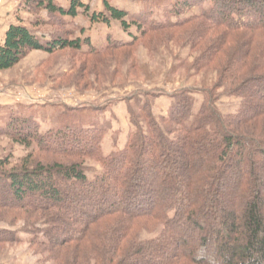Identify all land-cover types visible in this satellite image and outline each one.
<instances>
[{"label":"trees","instance_id":"16d2710c","mask_svg":"<svg viewBox=\"0 0 264 264\" xmlns=\"http://www.w3.org/2000/svg\"><path fill=\"white\" fill-rule=\"evenodd\" d=\"M24 6L47 18L35 12L34 20L8 25L0 71L32 51L46 54L41 66L68 50L84 58L70 81L82 82L80 91L126 88L154 81L141 49L155 57L177 48L184 53L173 55L168 80L203 79L175 87L160 115L155 93L131 90L122 98L131 128L109 154L102 149L108 128L90 113L67 109L45 132L31 112L0 113V140L26 150L0 157V222L7 223L0 244L29 234L44 264H264V0H173L163 20L104 0L109 17L137 33L128 41L107 35L100 50L62 19L78 7L91 20L108 21L104 13H89L80 0ZM44 26L53 27L50 37ZM65 63L55 78L71 72L74 63ZM194 92L202 95L197 105ZM223 96L239 100L235 110L221 112ZM91 162L99 170L88 178ZM9 211L14 220H2Z\"/></svg>","mask_w":264,"mask_h":264},{"label":"rangeland","instance_id":"374dc122","mask_svg":"<svg viewBox=\"0 0 264 264\" xmlns=\"http://www.w3.org/2000/svg\"><path fill=\"white\" fill-rule=\"evenodd\" d=\"M69 0H54L61 6H67ZM89 6L90 12H102L107 17L109 13L105 9L104 0H80ZM114 7L127 10L131 13H139L147 11L152 18L156 20L164 19V11L172 6L173 0H106ZM17 7V17L21 14L27 18L26 22L34 20L36 14L47 18L45 11L40 13L34 9L28 10L24 6V0H13ZM212 4L211 1H206L204 6L208 7ZM81 11L83 9L81 8ZM82 14H86L83 12ZM84 15H77L75 18L63 17L65 28L72 30L75 36L81 38L88 37L91 44L99 49L105 44V36L108 32L114 35L118 32L119 25L111 22V25L105 26V23L97 24L94 28H86L84 23ZM49 26H44L40 32L45 33L46 37H50L53 31ZM120 29V28H119ZM128 31L137 33L134 26H130ZM110 35V34H108ZM177 48H172L171 51L164 50L160 55L149 57L145 50H140V58L155 72L153 83L139 82L135 85L127 86L126 88H111L110 85L104 88H85L82 90V82L77 86L71 84L70 81L81 71L80 66L84 58L72 56L71 52L66 50L58 54H54L50 60H47L43 65H39L46 59V54L41 51H32L22 59V61L14 68L6 71H0V113L6 114L8 111H14L17 114L31 112L36 121L40 125L42 132L47 131L50 127L59 123V115H62L67 109L76 108V112L90 113L89 120L96 122L99 125H105L108 132L104 136L102 142L103 153L109 154L121 148L126 139L127 133L131 126L128 121L125 101L123 97L130 94L133 89H146L155 93L153 111L156 115L164 114L171 102L169 94L172 90L180 85H186L189 88L196 87L201 83V74L198 76H190L183 78H173V82L168 80L167 72L171 65L177 62L173 57ZM178 54H183L184 50H178ZM66 60L74 63L72 69L67 76L61 78L54 77L62 69H66ZM191 60V59H189ZM39 65V66H38ZM59 75V74H58ZM174 77V76H173ZM107 85V84H105ZM195 89V88H194ZM196 105L202 99L200 93L194 92ZM238 99L235 97H221L217 102L221 112L228 113L235 110L238 105ZM79 109V110H78ZM89 109V110H87ZM93 113V116H92ZM90 122V123H91ZM26 150L23 146L14 144L11 145L7 138L0 140V157L12 154V159H17L25 155ZM87 170L88 178L99 170V166L95 163H89ZM5 211V210H4ZM6 212V211H5ZM1 214V211H0ZM12 212L9 211L5 218L8 221L14 220ZM3 217V216H2ZM20 222V221H18ZM16 221V223H18ZM5 221L0 222V227H7ZM19 224V223H18ZM160 229V228H159ZM151 235L143 234L145 237ZM22 240L20 243H1L0 244V263L2 264H44L42 257L34 249L31 248L27 240L31 237L29 234L22 232L18 233ZM41 236V235H40ZM50 264V263H47Z\"/></svg>","mask_w":264,"mask_h":264},{"label":"crops","instance_id":"0c3cea01","mask_svg":"<svg viewBox=\"0 0 264 264\" xmlns=\"http://www.w3.org/2000/svg\"><path fill=\"white\" fill-rule=\"evenodd\" d=\"M70 1L69 0L67 2V6H63V7H68L70 5ZM85 4V2H84ZM78 13L77 15H84V23L83 25L88 28V27H92L94 28L95 25L97 24H101L102 22L105 23V26L107 27L108 25H111L110 21L114 23L117 22V24L119 25V27L117 28L118 29V32H116L114 35H112L110 32H108L105 36V44L103 45V47H101L100 49H103L107 43L106 41V37L108 34H110L113 38H116V39H121V40H125V41H128L130 40L131 38V35L134 34L132 33L131 31H128L127 30H124L121 25H120V22L115 20V19H112L110 17H106L108 18V21H102V20H91L90 19V16L87 14H82L83 11H81V7H78ZM17 7H16V4L13 3V0H0V43L3 41V38H4V34H5V31L8 27V25L10 23H13L16 21V18H17ZM76 15V16H77ZM75 16V17H76ZM69 17V16H68ZM75 17H69V18H75ZM20 18H22L25 22L27 21L24 16H20ZM120 28V29H119ZM105 154V153H104Z\"/></svg>","mask_w":264,"mask_h":264}]
</instances>
